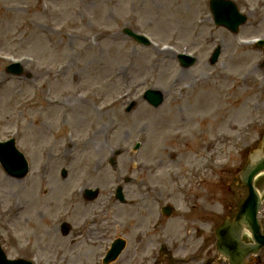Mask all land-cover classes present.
<instances>
[{
    "label": "rangeland",
    "instance_id": "obj_1",
    "mask_svg": "<svg viewBox=\"0 0 264 264\" xmlns=\"http://www.w3.org/2000/svg\"><path fill=\"white\" fill-rule=\"evenodd\" d=\"M209 1L0 0V140L15 137L31 163L22 179L0 165L1 243L10 258L105 264L111 242L123 237L126 249L108 264H152L159 243L172 244L171 239L184 245L185 264H199L193 251L203 244L213 247V227L234 214L246 193L233 172L262 139L264 52L244 41L264 38V0H233L247 18L238 36L214 23ZM126 28L146 33L153 44L136 42ZM216 47L220 53L210 61ZM183 52L195 60L182 66L178 54ZM12 60L24 64L20 76L6 72ZM148 88L165 93L161 106L142 98ZM132 99L138 106L127 113ZM138 140L142 147L136 155L132 145ZM172 143L184 150L177 158L185 164L202 154L211 157L218 175L208 170L204 182L186 165L177 190L167 172L178 163L164 152L168 145L174 149ZM116 150L121 153L114 168L110 158ZM158 163L156 176L173 194L164 202L184 209L195 201L197 216L206 220L193 226L201 233L188 244L179 240L185 222L174 218L169 226L165 219L160 228L155 224L160 199L140 197L141 167L153 174ZM45 170L55 193L44 188ZM257 181L264 186V173ZM119 184L126 204L115 198ZM85 187L99 188V196L86 199ZM25 201L30 208L18 210ZM135 212L144 213L138 228L130 223ZM260 217L264 223V205ZM63 221L70 223L67 236L61 233ZM249 264H264V248Z\"/></svg>",
    "mask_w": 264,
    "mask_h": 264
},
{
    "label": "water",
    "instance_id": "obj_2",
    "mask_svg": "<svg viewBox=\"0 0 264 264\" xmlns=\"http://www.w3.org/2000/svg\"><path fill=\"white\" fill-rule=\"evenodd\" d=\"M214 4H215V2H214ZM218 11H219V15L217 17V22L219 24H224L228 27H231L234 30H237L238 25L240 23H243L246 20V17L238 18L240 15L238 14L235 5L230 1H222ZM223 11H227V14L231 17L237 16V18L234 20H231L230 18H228L226 16H222ZM136 38L139 41H142V38H140L138 36H136ZM217 54H218V52H217ZM217 54H216V56H217ZM8 71L13 72V73H21V68L17 65L9 66ZM145 96L155 106H158L163 101V95L159 92L154 91V90H149L145 94ZM0 159L10 173H13V174L18 175V176H22L27 172V163L25 161V158L15 148L13 141H10L8 143H0ZM13 160H15L17 162V165H14L12 163ZM260 170H264V156H261L260 158L255 159L254 161L251 160L248 162V165L246 166V170L242 174L243 182L246 183L248 186L251 185L252 181H253V177ZM256 197H257L256 191H254L251 188V195L246 200L245 207L246 208H247V206L250 207L252 205L253 201H256ZM257 203L259 204V200ZM255 211L256 210L254 209L253 214L255 213ZM242 213L247 214V212H245V211H242L241 214ZM246 214L245 215L242 214L243 219L240 220L238 224L245 222V223H247V227L249 228V230L253 231V235H254L255 239H257L258 245L257 246L251 245L250 249H252V248L256 249L257 247L264 244V236L261 235L260 225L253 218V214H252L250 220L248 219V215H246ZM224 240H225V238H224ZM236 245L237 244L233 243V246L235 248H237ZM123 246H124V242L122 240H117L115 242V244L113 245V248L111 249V251L108 254V259H114L115 257H117L118 254L120 253V251L122 250ZM243 246L244 245L239 243L238 248L239 247L243 248ZM0 264H32V263L24 261V260H8L4 251L2 250V248L0 246Z\"/></svg>",
    "mask_w": 264,
    "mask_h": 264
},
{
    "label": "bare ground",
    "instance_id": "obj_3",
    "mask_svg": "<svg viewBox=\"0 0 264 264\" xmlns=\"http://www.w3.org/2000/svg\"><path fill=\"white\" fill-rule=\"evenodd\" d=\"M98 111L100 110L99 108L97 109ZM67 122V121H66ZM94 130V132H96L97 130H95V129H93ZM93 132V133H94ZM93 138V136L91 137V139ZM49 178V177H48ZM46 179V181H47V184H46V186H44V188L45 187H49L51 190H52V192H56L57 191V188L55 187V185H54V182H53V180H52V178L50 177L49 179ZM54 192V193H55ZM32 201V199H29V201ZM28 208V205H27V203H26V201H25V203H24V205L23 206H21V204L20 203H18V210H23V209H27ZM29 208H30V206H29ZM28 208V209H29ZM99 217H101V215H98V218ZM132 218H134V219H132L131 221H130V223H134L135 221H138V220H140V218H139V216L137 215V213H135L134 214V216L132 217Z\"/></svg>",
    "mask_w": 264,
    "mask_h": 264
},
{
    "label": "flooded vegetation",
    "instance_id": "obj_4",
    "mask_svg": "<svg viewBox=\"0 0 264 264\" xmlns=\"http://www.w3.org/2000/svg\"><path fill=\"white\" fill-rule=\"evenodd\" d=\"M213 174L216 176V175H217V172L214 171ZM206 175L208 176L209 174L207 173ZM216 180L218 181V179H216ZM211 182H212V181H211ZM212 183H214V182H212Z\"/></svg>",
    "mask_w": 264,
    "mask_h": 264
}]
</instances>
